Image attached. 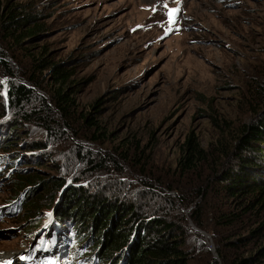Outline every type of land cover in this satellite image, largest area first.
<instances>
[{"label": "rangeland", "instance_id": "obj_1", "mask_svg": "<svg viewBox=\"0 0 264 264\" xmlns=\"http://www.w3.org/2000/svg\"><path fill=\"white\" fill-rule=\"evenodd\" d=\"M0 2L22 15L21 9L37 14L40 25L21 41L0 26V54L11 67L9 72L0 65V126L7 132L0 141V207L26 192L16 168L37 175V184L65 181L52 201L51 188L43 187L25 193L18 206L0 216V259L29 246L45 226L53 227L49 214L58 213L69 192L77 198L84 189L89 198L132 202L140 214L145 210L182 224L193 264H213L218 253L211 232L198 231L192 206L173 205L166 189L190 195L209 173L236 163L229 151L264 112V0ZM171 9H178L174 23ZM50 63L72 73L62 90L76 106L66 120L54 109L57 84ZM12 83L33 91L30 108L8 105ZM47 106L55 118L48 131L39 121ZM191 134L208 160L182 176L178 161ZM28 199L37 204L29 208ZM224 203L214 189L210 213L211 205L218 210ZM247 221L252 227L253 218ZM68 236L71 241L74 233ZM66 250L68 264L111 262L96 252L69 255L71 242Z\"/></svg>", "mask_w": 264, "mask_h": 264}, {"label": "trees", "instance_id": "obj_2", "mask_svg": "<svg viewBox=\"0 0 264 264\" xmlns=\"http://www.w3.org/2000/svg\"><path fill=\"white\" fill-rule=\"evenodd\" d=\"M7 5L0 2V26L9 35H15L21 41L40 30L37 14L21 9L24 13L22 15L19 8ZM5 57V54H0V65L11 72ZM50 67L57 84L54 109L56 114L66 120L76 106L71 94L65 89L62 90L72 73L64 70L61 63H50ZM32 93L29 87L12 83L8 89L7 103L15 108H30ZM1 110L4 108L0 109V119L3 117ZM52 110L53 108L47 106L43 110L46 112L45 117L42 113L39 117L47 131L52 128V120H55ZM15 130L16 127L10 128L11 135ZM2 134V139L7 137L6 130L0 126V141ZM228 155L233 156L236 163L230 164L221 172L209 173L207 180L199 182L190 195L178 192L171 186L167 187L166 192L173 205L179 204L186 208L192 206L190 217L198 231L211 232L218 253L213 264H264V112L256 122L244 128L235 149L229 151ZM207 160V151L201 146L198 137L189 135L178 161L182 176L197 169L200 163ZM13 168L14 166L8 170ZM16 169L18 185L26 192L16 194L12 202L3 208L5 212L18 206L27 192L37 193L43 187L45 190L51 188L50 200H53L55 195L52 193L65 185L62 179L37 184V175L31 177V173L25 168ZM214 189L221 194L225 206L217 210L211 205L210 213L209 206ZM173 191L175 194L171 193ZM81 192L78 199L76 194L69 192L65 204L55 213L53 228L61 231L65 237H69L68 232L74 233L70 241L73 251L69 255L85 258L96 252L101 261L107 258V262L111 261L110 264L122 255L116 264H193L195 257L192 251L185 248L188 234L182 224L167 217H154L145 210L140 214L132 202H106V199L101 201L103 197L99 198L100 196L89 198L84 189ZM34 204L37 203L30 199L28 207L31 208ZM229 204L230 208L225 209ZM208 218L212 225L207 223ZM252 218L254 224L248 227L247 220ZM82 227L88 230L87 235L81 230ZM221 228L228 232L225 235L219 234ZM53 236L56 237L57 232Z\"/></svg>", "mask_w": 264, "mask_h": 264}, {"label": "snow or ice", "instance_id": "obj_3", "mask_svg": "<svg viewBox=\"0 0 264 264\" xmlns=\"http://www.w3.org/2000/svg\"><path fill=\"white\" fill-rule=\"evenodd\" d=\"M165 7H167V5H165ZM178 12V9H171L169 12V17H170V22L174 23L175 22V14ZM0 83H3L2 81H0ZM6 95V93H5ZM51 215V214H49Z\"/></svg>", "mask_w": 264, "mask_h": 264}, {"label": "bare ground", "instance_id": "obj_4", "mask_svg": "<svg viewBox=\"0 0 264 264\" xmlns=\"http://www.w3.org/2000/svg\"><path fill=\"white\" fill-rule=\"evenodd\" d=\"M5 254H7V255H8L9 253H5ZM1 255H4V253H0V257H1ZM8 256H10V254H9Z\"/></svg>", "mask_w": 264, "mask_h": 264}, {"label": "water", "instance_id": "obj_5", "mask_svg": "<svg viewBox=\"0 0 264 264\" xmlns=\"http://www.w3.org/2000/svg\"><path fill=\"white\" fill-rule=\"evenodd\" d=\"M205 235H207V234H205ZM214 251H215V249H214ZM217 255V254H216Z\"/></svg>", "mask_w": 264, "mask_h": 264}]
</instances>
